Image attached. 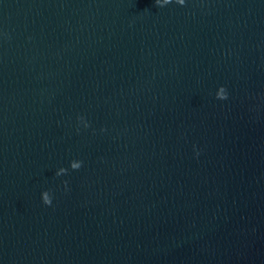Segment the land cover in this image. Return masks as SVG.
I'll list each match as a JSON object with an SVG mask.
<instances>
[{
  "label": "water",
  "instance_id": "obj_1",
  "mask_svg": "<svg viewBox=\"0 0 264 264\" xmlns=\"http://www.w3.org/2000/svg\"><path fill=\"white\" fill-rule=\"evenodd\" d=\"M124 0H0V93Z\"/></svg>",
  "mask_w": 264,
  "mask_h": 264
},
{
  "label": "clouds",
  "instance_id": "obj_2",
  "mask_svg": "<svg viewBox=\"0 0 264 264\" xmlns=\"http://www.w3.org/2000/svg\"><path fill=\"white\" fill-rule=\"evenodd\" d=\"M172 0H155V4L157 6H160V7H163L169 3H171ZM175 2L179 5H184L185 3V0H175ZM216 98L217 99H221V100H224V99H227V92H226V89L221 86L218 90V92L216 93ZM88 125L85 124V127H87ZM82 166V161H77V160H73L70 162V168L72 170H78L80 167ZM67 173V169L65 168H60L57 170V172L55 173L56 176H60V175H64ZM65 187H67V181H64L63 182ZM42 202L45 204V205H51L52 203V197L50 195V193L48 191H44L42 193Z\"/></svg>",
  "mask_w": 264,
  "mask_h": 264
}]
</instances>
